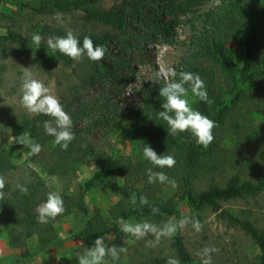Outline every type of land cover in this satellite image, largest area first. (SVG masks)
Masks as SVG:
<instances>
[{
  "label": "trees",
  "instance_id": "trees-1",
  "mask_svg": "<svg viewBox=\"0 0 264 264\" xmlns=\"http://www.w3.org/2000/svg\"><path fill=\"white\" fill-rule=\"evenodd\" d=\"M4 1L0 0V28L6 30L0 35V59H31L37 70L49 77L54 74L66 77L58 74L59 68H72L69 82L61 78L58 82L65 91L59 101L73 121L71 131L75 137L63 150L44 130L45 121L55 125L52 117L27 111L12 117L11 127L21 133L28 132L41 145L38 155L30 156L26 146L25 153L30 160L41 164L47 175L59 180V190L54 191L33 167L22 168L12 162V151L7 144L11 136L9 126L5 125V129L0 124V176L6 181L4 198L0 200V225H8V244L20 252L11 262L33 259L73 238L95 239L113 234L119 238L120 218L126 222L137 219L161 224L183 217L179 202L184 200L193 212L212 210L219 218H226L230 227L250 235L259 248L254 264H264V217L253 215L252 208L244 207L242 214L237 215L222 207L223 202L233 199H264L262 153L246 155L251 146L259 150L264 146V120L253 123L241 119L249 110L264 114V0H118L110 6L104 0H39L36 5L29 2L26 5L37 15L50 16V24L34 27L4 12L1 9ZM212 2L216 3L205 12L189 16ZM75 12L82 15L74 16ZM57 13L70 16V23L55 19ZM198 19L200 24L196 22ZM178 23L190 28L188 39L175 37L173 30ZM69 30L81 46L85 36L94 45L103 46L104 58L94 62L85 55L74 61L58 51L52 52L47 44L41 43L36 48L29 36L41 33L55 38L65 36ZM144 40L186 48L172 68L177 74L181 71L198 74L204 81L211 103L192 96L194 109L216 123L214 140L207 148L198 145L190 132L169 135L167 123L157 118L163 110V98L159 96V89L165 84L163 78L144 79L136 89L138 98L133 102L118 97L119 87L133 80V67L127 55ZM233 40L244 48L242 63L230 58L228 43ZM114 44L119 48L117 54L110 51ZM3 69L1 64L0 71L4 72ZM76 77L77 81L72 82ZM175 79L178 81L179 75ZM185 87L192 94L190 85ZM92 89L99 95L90 94ZM106 111L108 115L103 113ZM118 115H125L129 125L141 138L149 140L158 155L173 156L175 166L156 168L144 158L126 159L119 149L109 152L95 145L90 138L92 131L104 127L105 135L109 134ZM230 134L233 143L227 145ZM93 165H99L100 169L79 180V171ZM149 168L166 173L176 182V187L149 183ZM17 184L25 185L28 191L21 192ZM102 185L109 186L119 196L108 210L110 220L97 213L73 234L61 236L58 223L75 212L87 214L88 193ZM166 187L174 189L176 194H168L170 189ZM49 192L61 195L65 211L41 224L37 221V208L46 201ZM133 194L135 205L131 203ZM141 195L147 198V205H140ZM153 207L159 212L153 213ZM35 240L34 246H30ZM170 246L168 256L164 250L142 249L136 254L139 264H166L168 257L179 259L180 264H194L193 255L179 232L170 240ZM116 247H125L127 255L131 253L123 244ZM126 253H121L115 264H122ZM235 263L247 264L242 259L232 262ZM58 264L77 263L63 256Z\"/></svg>",
  "mask_w": 264,
  "mask_h": 264
},
{
  "label": "rangeland",
  "instance_id": "rangeland-1",
  "mask_svg": "<svg viewBox=\"0 0 264 264\" xmlns=\"http://www.w3.org/2000/svg\"><path fill=\"white\" fill-rule=\"evenodd\" d=\"M116 1L118 0H104V4L110 6ZM28 2L31 5H36L39 0H6L2 2L1 9L17 19L26 21L27 24L33 27L38 26V24H50V16L37 15L31 6L26 5ZM215 3L216 2L207 4L196 12L190 13L189 16H198L200 13L205 12V10L212 7ZM73 15L81 16L82 13L75 12ZM69 19L70 16H61V22L63 23H70ZM24 21H22V23ZM196 22L200 24V19ZM5 31V29L0 28V35L5 33ZM173 33L177 39L185 40L190 36V28L184 23H178L175 25ZM32 35V33L29 34L30 37ZM39 35L42 37L41 43L47 44V40L50 37L44 36L41 33H39ZM12 46H14V44H12ZM228 47L231 60L237 63H242L244 48L239 46L234 40L228 43ZM118 50L119 48L116 47V44L110 47V51L114 54H117ZM185 50V47L178 44L168 45L159 41L154 42L152 40H144L142 44H140V47L132 49L131 54L127 55L129 64H132L133 67V80L129 84H124L119 87L118 97L124 101L128 100L133 102V99L138 98L136 89H138L142 81L147 78H155L156 73L160 68L173 67L180 54L184 53ZM1 64H4L5 71H0V124H3L5 129V125L9 126L8 132L11 136L9 137L7 144H9L8 147L12 151V162L22 168L33 167L54 191H58L59 180L54 176L47 175L46 170L41 164L32 161L27 157L25 146L15 142L16 137L22 133L18 129L11 127L10 123H12V117L23 111H27L20 103L22 96L21 85L25 71L31 72L35 79L42 81L44 85L49 88L50 93L59 99L65 91L59 84L58 79H65L64 82H69V75L72 72V68H59L58 74H65L66 77L61 75L58 76L57 74L49 77L38 71L31 59L10 57L4 61L0 59V65ZM73 81H77V77L72 80V82ZM90 94L99 95V92L92 89ZM185 98L188 99L190 105L194 108L195 98L192 94L189 93ZM103 113L106 115L109 114L108 111ZM241 119L244 122L255 123L264 120V114L249 110L241 116ZM106 132L107 130L104 127L93 130L90 137L91 141L95 145L103 147L109 152L118 151L119 149V153L126 159L138 160L139 158H144L142 155V149L145 144L150 146L149 140L147 138H141L129 125L128 118L125 115H118L111 125V131L109 134L105 135ZM227 140L228 143H230L227 145L233 143L231 134L226 138V141ZM259 151L264 158V146L260 150L259 148L251 146L246 155L250 157L253 156L254 153L259 154ZM98 169H100L99 165L83 167L79 171L78 179H87ZM166 189H170L167 191L168 194H176L174 189L170 187H166ZM176 196L178 197V195ZM118 199V194L107 185L99 186L95 190L89 192L87 195L88 213L84 214L81 212H75L62 222L58 223L57 227L61 231V236L66 237L73 234L84 224L87 218L97 213L103 214L106 219L110 220L108 210ZM222 207L224 209H229L237 215L242 214V208L244 207L246 209L252 208L254 212L253 215L257 213L264 217V199H248V201L243 199H233L223 202ZM179 208L185 215L180 218H172L170 219L171 221L175 222L184 217H194L203 225L201 231L198 233L195 232L191 224L183 229H178L175 233L176 235L179 232L184 236L187 246L193 255L194 264H201L200 258L196 255L197 252L205 247L213 246L219 251L214 252V254L211 255L212 264H232V262H239L241 259L247 262V264H254L257 260L256 256L259 253V248L253 241L252 237L245 234L244 231L237 227H230L226 218H219L217 213L212 210L193 212L184 200L179 202ZM127 222L136 223L144 222V220L130 219ZM165 223H167V221L162 222V225L160 223L153 224L163 226ZM7 230V224L4 223L0 225V259H2L1 257L3 256V259L0 260V264H58L60 257L63 256L74 260L78 264V256L88 248L92 247L96 240V238H73L65 240L56 247L39 254L33 259H29L25 262H11L10 259L20 252L13 249L8 244ZM119 236L120 237L118 238V235L113 234L101 237L104 238L105 246H118L123 244L130 250L131 253L129 255H127V253L125 254L122 264H139L140 258L136 257V254L142 249L152 248L155 252L164 250L167 254L166 256H168L171 247L170 240L174 235L170 238H161L162 244H160V240L155 247H147L145 240H136L134 237L122 232H120ZM146 238L155 239L151 234ZM35 242L36 240L31 241L30 246H34ZM167 251L169 252L167 253ZM240 254L244 257H241ZM105 260L109 264L110 260L108 257H106Z\"/></svg>",
  "mask_w": 264,
  "mask_h": 264
},
{
  "label": "clouds",
  "instance_id": "clouds-1",
  "mask_svg": "<svg viewBox=\"0 0 264 264\" xmlns=\"http://www.w3.org/2000/svg\"><path fill=\"white\" fill-rule=\"evenodd\" d=\"M60 20L61 14L57 13L54 17ZM32 42L39 48L42 37L39 34L31 36ZM48 48L52 52H59L68 56L74 61H79L83 56L91 61H100L105 56V48L96 46L89 36L83 38L82 46L79 39L71 30L67 31L65 36H57L47 40ZM179 75V80L175 78ZM157 80L163 78L165 84L159 89V96L163 98L161 104L162 111L157 114L158 119H162L168 125L169 135L175 136L181 132H190L195 138L198 145L207 148L214 140L213 129L216 123L209 117L203 115L200 111L195 110L189 103V89L185 85H190L193 96L199 98L200 101L211 103L205 88L204 81L198 74L192 72L181 71L177 74L175 68H160L156 73ZM22 96L20 103L32 115H47L54 119L55 125L51 121H45L43 124L45 133L54 137L55 144L59 145L63 150L75 138L71 131L73 121L70 115L64 110L58 97L50 93L48 87L40 80L33 77L32 73L25 71L23 74L21 85ZM15 142L26 146L29 149V155H38L41 151V145L35 143L28 132H23L16 137ZM144 159L149 161L154 167L163 169L165 167L172 168L176 164V160L171 155H158L157 152L149 145L145 144L142 149ZM147 179L149 183H168L173 188L176 182L170 180L163 171H153L151 168L147 170ZM5 178L0 176V200L4 198ZM16 187L26 193L28 191L25 185L17 184ZM131 203L136 204V196L133 194ZM140 205H147L149 202L143 195L139 198ZM153 213H158L159 209L153 207ZM65 211L64 201L61 195L56 192H49L45 202L41 203L37 208V221L41 224H47L50 220H54L57 216L62 215ZM120 230L126 235L134 237L136 240H145L147 247H155L161 238H170L178 229H183L191 224L195 232H200L203 225L194 217H184L178 221H169L163 226H157L153 223L144 222H126L123 218L117 220ZM151 234L155 239H147ZM126 242V241H125ZM217 248L205 247L197 252V256L201 260V264H212L211 254L218 252ZM125 247L105 246L104 238H96L94 245L78 256V264H108L105 260L110 257L113 264L119 260L121 253H126ZM166 264H180L179 259L168 257Z\"/></svg>",
  "mask_w": 264,
  "mask_h": 264
}]
</instances>
